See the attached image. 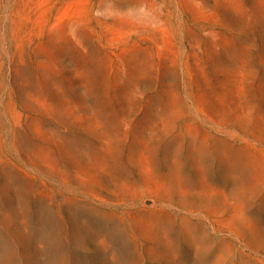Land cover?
Here are the masks:
<instances>
[{
	"label": "rangeland",
	"instance_id": "rangeland-1",
	"mask_svg": "<svg viewBox=\"0 0 264 264\" xmlns=\"http://www.w3.org/2000/svg\"><path fill=\"white\" fill-rule=\"evenodd\" d=\"M0 264H264V0H0Z\"/></svg>",
	"mask_w": 264,
	"mask_h": 264
}]
</instances>
